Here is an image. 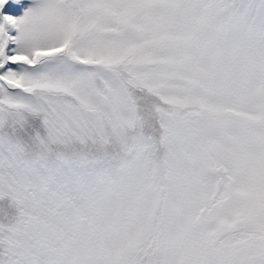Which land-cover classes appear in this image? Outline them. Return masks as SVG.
<instances>
[{
    "label": "snow or ice",
    "instance_id": "1",
    "mask_svg": "<svg viewBox=\"0 0 264 264\" xmlns=\"http://www.w3.org/2000/svg\"><path fill=\"white\" fill-rule=\"evenodd\" d=\"M0 264H264V0H0Z\"/></svg>",
    "mask_w": 264,
    "mask_h": 264
}]
</instances>
